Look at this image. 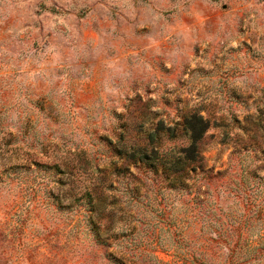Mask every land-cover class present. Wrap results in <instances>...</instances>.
Segmentation results:
<instances>
[{"label": "rangeland", "instance_id": "obj_1", "mask_svg": "<svg viewBox=\"0 0 264 264\" xmlns=\"http://www.w3.org/2000/svg\"><path fill=\"white\" fill-rule=\"evenodd\" d=\"M250 1L0 0V264H264ZM157 51L164 92L132 91Z\"/></svg>", "mask_w": 264, "mask_h": 264}, {"label": "crops", "instance_id": "obj_2", "mask_svg": "<svg viewBox=\"0 0 264 264\" xmlns=\"http://www.w3.org/2000/svg\"><path fill=\"white\" fill-rule=\"evenodd\" d=\"M253 1V0H252ZM256 0H254L255 2ZM260 15H259V34L260 37L263 38L262 44H260V54H261V65L259 66L263 71L260 73L261 78L260 79V85L264 86V0H260ZM251 5L250 0H244L243 7H238L237 8V15L238 18L236 20V25H239V17H242L244 22H249L250 18L249 16L251 15ZM239 20V21H238ZM236 31L232 32V34H229L226 36H223L221 32H216L214 35L211 36V39L213 41V44L216 46V48H220L221 45L225 42L228 44V55H229V60H228V69L229 71H232L231 69H243L247 70L249 66V59H250V46L249 45H243V48L240 49L237 45H240L239 40H237ZM248 33V31L246 32ZM241 38V37H238ZM193 39L192 38H187L186 40L183 41V43H179L181 46L184 48H188L190 45L193 44ZM188 51V50H187ZM160 51H157L156 55L149 59L148 62H146L144 65L140 66L141 68V73L137 75L135 78V81H132V84L134 85L131 90L133 91H138L142 94L145 93H150L152 95L155 94H160L164 92V89L167 86L168 78L173 74V67H171L170 64L169 68L166 69L163 67L162 64H166V61L168 60L166 58L165 53H161ZM176 72V70L174 71ZM235 73V71L233 72ZM234 76H230V81H235V74ZM248 76V73H244V77ZM155 77L157 78L155 80ZM167 81V82H166ZM158 94V95H159Z\"/></svg>", "mask_w": 264, "mask_h": 264}]
</instances>
